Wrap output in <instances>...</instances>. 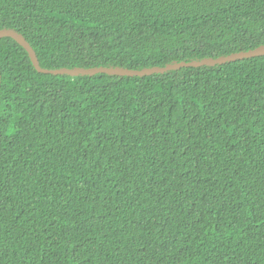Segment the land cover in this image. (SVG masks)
I'll list each match as a JSON object with an SVG mask.
<instances>
[{"label": "trees", "instance_id": "obj_1", "mask_svg": "<svg viewBox=\"0 0 264 264\" xmlns=\"http://www.w3.org/2000/svg\"><path fill=\"white\" fill-rule=\"evenodd\" d=\"M45 68L264 44V0H0ZM0 264H264V55L45 74L0 38Z\"/></svg>", "mask_w": 264, "mask_h": 264}, {"label": "water", "instance_id": "obj_2", "mask_svg": "<svg viewBox=\"0 0 264 264\" xmlns=\"http://www.w3.org/2000/svg\"><path fill=\"white\" fill-rule=\"evenodd\" d=\"M2 37H10L14 39L18 44H20L28 53L32 65L38 72L45 74H55V75L56 74L94 75L97 73H107V74H114L120 76H143V75H149L153 73H160L168 70L178 69L181 67L215 65V64L225 63L228 61H234L238 59L264 55V44H261L255 48H251L248 50H240L237 52H232L227 55H221L214 58L206 57L202 59H195L189 61H185V60L173 61L163 66H151L140 69L126 68L121 66H102V65L92 66V67L45 68L39 64L34 49L20 33H18L17 31L11 28H2L0 29V38Z\"/></svg>", "mask_w": 264, "mask_h": 264}]
</instances>
